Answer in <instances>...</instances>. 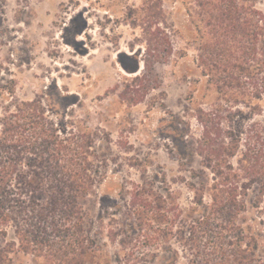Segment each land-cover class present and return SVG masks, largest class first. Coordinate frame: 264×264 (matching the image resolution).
<instances>
[{"label":"rangeland","instance_id":"1","mask_svg":"<svg viewBox=\"0 0 264 264\" xmlns=\"http://www.w3.org/2000/svg\"><path fill=\"white\" fill-rule=\"evenodd\" d=\"M207 1L210 12L197 0H163L170 22L182 30L174 37L177 53L171 62L156 63L160 87L129 105L114 88L123 90L138 64L143 69L147 8L154 5L151 11L157 12L159 0H0V119L25 102L39 101L44 120L54 128L97 134L96 152L105 159L107 179L101 194L88 202L95 230L104 222L94 264H165L174 248L181 251L178 264H188L175 237L172 249L140 237L141 223L150 215L132 212L129 192L134 182L159 192L171 186L175 200L188 208L193 192L187 180L209 171L194 152L202 132L199 120H210L217 108L224 114L232 93L239 91L236 80L224 83L223 70L228 63L240 74L248 37L224 43L213 11L219 0ZM236 1L246 4L249 14L256 8L264 15V0ZM247 122L239 115L235 130ZM15 264L34 260L21 252Z\"/></svg>","mask_w":264,"mask_h":264},{"label":"trees","instance_id":"2","mask_svg":"<svg viewBox=\"0 0 264 264\" xmlns=\"http://www.w3.org/2000/svg\"><path fill=\"white\" fill-rule=\"evenodd\" d=\"M159 1L157 12L151 11L154 5L147 8L143 69L138 64L125 88H114L129 105L160 87L154 67L177 53L174 37L182 30ZM197 2L211 11L209 1ZM214 7L224 43L238 35L248 39L240 74L228 63L223 70L224 83L236 80L239 91L232 93L224 114L217 108L210 120H199L202 132L194 152L209 171L187 180L193 192L188 208L175 200L171 186L159 192L143 182L133 183L130 206L134 214L150 215L141 223L140 237L170 249L175 237L188 264H264V15L256 8L249 14L236 0H219ZM186 11L191 15L190 6ZM239 115L248 119L241 131L234 128ZM96 143L97 134L88 129L54 128L44 120L39 101L25 102L0 119V264H15L21 252L34 264L96 263L104 222L96 231L88 202L101 194L107 179ZM113 230L108 229L109 237ZM180 252L174 248L165 264H178Z\"/></svg>","mask_w":264,"mask_h":264}]
</instances>
